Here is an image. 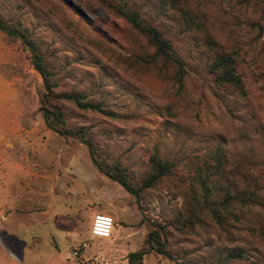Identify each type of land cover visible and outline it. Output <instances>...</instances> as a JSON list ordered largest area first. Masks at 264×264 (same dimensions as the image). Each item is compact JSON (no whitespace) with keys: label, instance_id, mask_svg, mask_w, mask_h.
Returning a JSON list of instances; mask_svg holds the SVG:
<instances>
[{"label":"rangeland","instance_id":"rangeland-1","mask_svg":"<svg viewBox=\"0 0 264 264\" xmlns=\"http://www.w3.org/2000/svg\"><path fill=\"white\" fill-rule=\"evenodd\" d=\"M70 1L0 0V20L28 36L53 84L50 102L67 125L93 140L97 157L117 161L139 177L155 153L184 177L193 157L218 146L253 179L263 201L244 206L242 217L229 226L205 219L189 228L174 222L189 202L193 186L187 182L183 193L163 183L135 201L96 168L83 143L46 127L39 107L41 76L20 40L0 30V264H79L68 249L52 255L49 234L62 232L49 217L76 212L80 238L89 243L93 214L111 215L117 205H126L120 218L137 228L141 246L153 225L167 229L169 254L147 252L141 264H264V0L190 4L194 22L236 52L242 97L212 83L206 72L210 55L199 33L182 22L168 0L110 1L167 37L186 68L180 88L115 62L126 48L122 19L96 0ZM71 91L105 105L114 116L79 111L55 97ZM91 247L83 248V258ZM229 253L241 256L227 259ZM99 259L90 263L109 264Z\"/></svg>","mask_w":264,"mask_h":264},{"label":"trees","instance_id":"trees-1","mask_svg":"<svg viewBox=\"0 0 264 264\" xmlns=\"http://www.w3.org/2000/svg\"><path fill=\"white\" fill-rule=\"evenodd\" d=\"M61 1L72 4L70 0ZM96 1L124 22L120 34L126 48L114 56V61L124 69L152 73L170 86L180 88L186 68L181 58L173 52L167 37L157 28L144 24L134 11L110 0ZM168 1L182 22L199 33L202 45L210 55L206 72L211 76L212 83L227 93L244 96L245 88L236 71V52L224 49L207 32L201 22H194L191 0ZM0 30L20 40L29 51L30 62L41 76L44 92L40 96L39 107L46 127L83 143L96 168L131 194L135 201L140 199L141 194L146 190L154 189L163 183L172 185L179 193H183L187 182L189 186H193L190 189L189 202L185 204L184 215L181 217L178 213L174 218L176 224L185 228L192 227L194 224H203L205 219L215 222L218 226H229L242 217L244 206L263 201L262 194L253 179L242 170L239 164L230 163L218 146L199 158L193 157L189 161L191 170L184 177L174 174L172 161L161 158L155 153L147 157L146 169L139 177H134L127 167L117 161H108L105 156L98 158V147L93 140L81 130L67 125L61 109L50 102V99L54 98L53 84L49 83L42 57L32 46L28 36L23 32L14 31L1 20ZM55 97L70 103L79 111L96 112L106 117L114 116V113L105 105L92 102L84 94L71 91L60 93ZM173 179L180 182V185L175 184ZM57 218L55 223L59 227ZM166 232L164 225H153L141 248L127 254V263L141 264L143 255L150 251L169 254L164 249ZM240 256V253H229L226 258Z\"/></svg>","mask_w":264,"mask_h":264},{"label":"crops","instance_id":"crops-1","mask_svg":"<svg viewBox=\"0 0 264 264\" xmlns=\"http://www.w3.org/2000/svg\"><path fill=\"white\" fill-rule=\"evenodd\" d=\"M43 209V207H39L38 210ZM122 209L123 211H120ZM126 205L116 206V209L112 211L110 215L115 221L112 232L108 238L101 237H93L87 246L91 247L92 251L89 256L85 258L82 257V251L85 247H80L79 250L75 253V257L78 260L79 264H83L85 261L89 260L88 264L93 259L102 258L109 264H128L127 263V254L130 252L137 251L141 248V238L138 234L137 228L131 226V223H127L126 220L121 219L123 212H126ZM135 212V210H134ZM132 213L133 218L135 219V214ZM109 215V213H103ZM118 217H117V216ZM57 217L66 218L64 224H60L58 227L55 223V219ZM77 213H64V214H54V216H50L49 220L53 223L55 229H59L62 232V235H56V233L49 234V243L48 245L53 248L52 255L64 253L66 249H68L69 257H73L72 250L81 242L85 240H81V231L76 224ZM58 219V218H57ZM61 218H59L60 220ZM60 222V221H59ZM58 227V228H57ZM55 238H59L60 244ZM40 238L38 237L37 242H40ZM58 243V244H57ZM60 245V247H59ZM65 258L60 257V261ZM50 261V259H48Z\"/></svg>","mask_w":264,"mask_h":264},{"label":"built area","instance_id":"built-area-1","mask_svg":"<svg viewBox=\"0 0 264 264\" xmlns=\"http://www.w3.org/2000/svg\"><path fill=\"white\" fill-rule=\"evenodd\" d=\"M113 229V218L110 215L103 213H94L91 226L90 234L94 237L108 238ZM87 246L86 241H81L73 250L72 254H75L80 247ZM95 261H100L99 258L94 259Z\"/></svg>","mask_w":264,"mask_h":264}]
</instances>
